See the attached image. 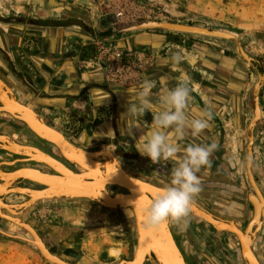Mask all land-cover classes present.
Returning a JSON list of instances; mask_svg holds the SVG:
<instances>
[{"label":"crops","instance_id":"1","mask_svg":"<svg viewBox=\"0 0 264 264\" xmlns=\"http://www.w3.org/2000/svg\"><path fill=\"white\" fill-rule=\"evenodd\" d=\"M68 18L63 16V19ZM67 22L68 20L62 22L60 16L22 22L10 21L0 16V79L27 108L35 110L47 125L55 128L75 146L90 152L109 150L129 175L163 187L170 182L175 164L164 160L154 163L140 154L136 142L146 133V124H151L153 117L151 113H146L140 126L132 128L131 134L128 128L132 121L126 118L128 102L145 80L156 83L154 95L162 90L184 85L190 90L189 118H196L201 112H207L209 123L199 137H189L185 144L195 143L204 147L216 145L210 156V164L198 174L201 184L221 182L235 185L233 179L237 175V165L230 148L231 132L227 133V127L231 126L235 133L240 130L246 72L243 71L241 61L232 52L228 53L230 50L225 44L197 37L189 38V42L167 36L121 39L119 46L125 49L150 51L153 57L152 67L143 71L136 83L112 84L105 82L102 70L81 68L82 40L78 37L81 33L76 23ZM1 117L12 121L0 115V134L12 139L8 130L3 129ZM2 159L4 156L0 154V163ZM220 193L223 192L201 189L194 202L217 218L242 225L245 213L234 207V200L227 196L229 193ZM219 195H223L221 197L224 200L221 202L216 200ZM207 204H212L214 209ZM43 205L69 203L47 202L38 204L35 209ZM71 205L82 211L84 207H90L85 200H76ZM118 213L126 221L132 218L128 210L103 209L96 212L97 215L110 219H118ZM172 222L169 221L170 230ZM116 227L118 226L110 225L109 231L101 232H109V235L119 233ZM77 233L79 234L78 231ZM207 233L212 241L221 245L224 244L220 239L224 238V242L230 239L228 234L221 233L223 236H218ZM180 242L184 245L182 238ZM222 253L220 249L211 250L210 260L223 264Z\"/></svg>","mask_w":264,"mask_h":264},{"label":"rangeland","instance_id":"2","mask_svg":"<svg viewBox=\"0 0 264 264\" xmlns=\"http://www.w3.org/2000/svg\"><path fill=\"white\" fill-rule=\"evenodd\" d=\"M0 16L10 21L20 22L60 16L62 22L68 20V22L76 23L81 33L78 37L82 40L81 68L102 70L105 82L112 84L136 83L139 81L140 74L152 67L153 57L150 51L139 50V48L125 49L119 46L121 39L167 36L177 38L181 42H189V38L197 37L225 44L230 50L228 53L232 52L233 56L241 61L243 71L246 72L240 130L235 133L231 126L227 127V133L231 132L230 148L234 152L233 157L236 158L237 165V175L233 183L242 189L245 195L238 196L229 192L220 194L229 193L230 195L227 196L234 200L235 206H233L245 213V219L241 224L249 223L252 207L247 200V195L253 194V190L246 174L250 136L247 128L252 121V104L255 97L259 100L263 118L252 134V170L255 182L264 198V0H0ZM63 16L69 18L63 19ZM135 22L178 24L233 35L238 38L244 53L253 62L248 64L243 61L236 53L235 44L224 39L172 31L127 32L123 30L125 24ZM260 78H262L261 81ZM255 86H259L256 92H254ZM13 169L15 168H5V171L11 172ZM221 196L216 199L217 202L224 200ZM211 200L213 203V198ZM5 201L7 204L17 205L26 199L9 196ZM207 206L214 209L212 204ZM35 208L30 209L23 219L35 229L45 244L51 248L52 253L70 264H118L132 259L136 239L131 217L129 221H126L120 213H118V219L99 216L96 214L99 209L95 205L88 209L84 207L83 211L71 204L43 205V207ZM110 225L118 226L116 229L119 233L102 234V230L109 231ZM183 227L190 230L191 240L195 242L197 249L205 250L204 254H211V250L226 248L224 238L220 239L224 245L220 243L215 245L207 232L218 234V236L223 235L197 218L189 216L186 226ZM0 230L12 235L26 236L24 231L1 219ZM228 235L230 238L235 237ZM113 248L119 249L118 255H110L109 251ZM253 250L260 264H264V224ZM0 264L49 263L32 246L0 236Z\"/></svg>","mask_w":264,"mask_h":264},{"label":"water","instance_id":"3","mask_svg":"<svg viewBox=\"0 0 264 264\" xmlns=\"http://www.w3.org/2000/svg\"><path fill=\"white\" fill-rule=\"evenodd\" d=\"M123 30L127 32L145 30L172 31L224 39L235 44L236 53L243 61L248 64L253 62L244 53L238 38L223 32L156 22L127 23L124 25ZM261 80L262 78H260ZM257 90H259V86H255L254 92ZM24 106L25 104L0 79V115L25 126L33 136L52 146L64 163L61 164V162L56 161L38 149L17 145L11 139L0 134V138L5 140L0 139V150L10 156L18 157V160L12 163H0V219L18 227L26 234L23 237L0 230V236L32 246L49 264H70L52 253L35 229L23 217L38 204L47 202L72 204L76 200L78 202L85 200L90 207L95 205L99 210H128L131 212L136 244L132 259L130 261H121L118 264H172V262L174 264H186L173 240L168 222L162 224L158 229L150 231L149 235L146 234V238L143 237L144 220H141L140 215L137 213V201L141 197L148 201L152 200L157 195V191H147L145 189L157 190L159 187L129 175L109 150L90 152L70 143L59 131L47 125L35 110L31 108L29 110ZM262 118L259 100L255 97L252 104V121L247 128L250 136L246 159V174L253 190V194L247 195V200L252 207V216L243 231L244 233L241 230L239 231L235 222L217 218L195 202L190 210L191 217H196L200 221L209 224L215 232L237 236L243 251V253L241 252V258L245 264H258L252 253H254V243L264 224V198L255 182L252 170V134L257 124H261ZM4 142L7 145H11V148L9 149ZM73 155L81 158L77 159ZM35 156L38 157L35 158ZM18 164L40 166L45 171L52 173V175L43 174L38 170H34L35 168H20L9 173L2 170L14 168ZM113 168L114 171L112 170ZM24 170H30L32 173L23 172ZM76 171H79V173ZM101 180H103L102 185H100ZM20 182H26L34 187L43 189L37 191L22 188L20 187ZM141 185L144 187L142 188ZM200 187L205 190L229 192L238 196L245 195L242 189L227 183H203ZM110 190H122L125 193H117L111 197ZM9 196L24 197L26 201L17 205L7 204L5 200ZM243 234L246 236L248 234V244L244 240ZM151 244L153 246H150ZM244 255L247 259H245Z\"/></svg>","mask_w":264,"mask_h":264},{"label":"clouds","instance_id":"4","mask_svg":"<svg viewBox=\"0 0 264 264\" xmlns=\"http://www.w3.org/2000/svg\"><path fill=\"white\" fill-rule=\"evenodd\" d=\"M156 87L152 80H145L129 100L126 114L132 121L128 128L132 134V128L140 126L145 114L151 113L152 122L146 124V133L136 142L137 150L151 162L175 164L170 182L157 188V195L141 209L145 231H154L169 221L186 226L191 206L201 191L198 174L210 164L216 148L215 144H185L189 137H199L209 126L207 112L189 118V88L178 85L154 95Z\"/></svg>","mask_w":264,"mask_h":264},{"label":"flooded vegetation","instance_id":"5","mask_svg":"<svg viewBox=\"0 0 264 264\" xmlns=\"http://www.w3.org/2000/svg\"><path fill=\"white\" fill-rule=\"evenodd\" d=\"M1 124L3 125V129H7L11 140L20 146L25 147H31L40 150L41 152L57 159L60 161V158L58 157L55 149L48 144L38 140L28 132H26L25 128L21 126L20 124L9 121L8 119H2ZM4 136V135H3ZM6 137V136H5ZM8 138V137H7ZM10 139V138H9ZM0 154L4 156V159H2V163H12L16 160H18V157L6 155V153L2 152L0 150ZM6 155V156H5ZM17 166V167H16ZM12 171H15L20 168H35L37 170H40L42 172H47L45 169H43L40 166H36L33 164H18L16 165ZM4 172L5 169H2ZM11 171V172H12ZM21 187L29 188L33 190H42L43 188L40 187H34L26 182H20ZM111 195L114 196L117 193L124 194L125 192L120 190H110ZM239 230L242 232L245 230L246 225H237ZM172 234L173 238L175 240V243L177 247L179 248L182 255L185 257V261L188 264H219L215 263L212 260H210V254H204V249H197L195 246V242L192 239V235L190 230H187L185 227H181L180 225H177V223L172 222ZM229 236V235H228ZM230 237V236H229ZM181 238L184 241V245L180 242ZM229 241H225L226 248H223L222 250V258L224 259L223 264H244L241 258L240 254V247L235 239V237H231L228 239ZM214 243V242H213ZM216 245V243H215ZM219 247V245H217ZM220 249V248H219ZM255 255V254H254Z\"/></svg>","mask_w":264,"mask_h":264},{"label":"bare ground","instance_id":"6","mask_svg":"<svg viewBox=\"0 0 264 264\" xmlns=\"http://www.w3.org/2000/svg\"><path fill=\"white\" fill-rule=\"evenodd\" d=\"M24 107H26V106H24ZM27 108V107H26ZM27 109H29V110H31L29 107L27 108ZM26 114V113H25ZM1 140H3V141H5L3 138H0ZM5 143V145L10 149L11 148V145H7L6 144V142H4ZM75 158H81V157H79V156H77V155H73ZM38 156H35V158H37ZM54 159V158H53ZM56 160V159H55ZM56 161H58V160H56ZM58 162H62V160L60 159V161H58ZM62 163H64V162H62ZM61 163V164H62ZM23 169H30V168H23ZM97 169V168H96ZM35 170V169H34ZM23 172H27V173H32L30 170H24ZM40 172V171H39ZM78 173H79V171H77ZM92 172H94V171H92ZM41 173H43V172H41ZM43 174H49V175H52V173H43ZM38 191V190H37ZM120 191H122V190H120ZM120 194H122V193H120ZM132 215V214H131ZM132 218H133V216H132ZM194 218H196V217H194ZM198 219V218H197ZM200 220V219H199ZM250 222V221H249ZM223 223H225V222H223ZM227 223H225V225H226ZM209 225V224H208ZM228 225V224H227ZM168 226H169V222H168ZM237 226V225H236ZM227 228V227H226ZM238 228V227H237ZM169 229H170V227H169ZM240 231V230H239ZM170 232H171V230H170ZM149 233H150V231H145L144 230V228H143V237H147V235L146 234H148L149 235ZM219 233V232H218ZM244 233V232H243ZM171 235H172V233H171ZM230 235H233V234H230ZM245 234H243V237L245 238L244 240L245 241H247V244H248V240H249V236H248V234H247V236L245 237L244 236ZM233 236H235V235H233ZM173 237V236H172ZM236 237V239L238 240V243H239V246H240V250H241V252L243 253V251H242V246H241V243H240V241H239V239L237 238V236H235ZM173 240H174V238H173ZM150 246H153V244H151ZM177 246V245H176ZM178 248V247H177ZM179 249V248H178ZM143 250H144V247H143ZM180 251V250H179ZM109 253H110V255L111 256H116V255H118V253H119V251H117V250H115V249H111L110 251H109ZM181 253V252H180ZM253 254V256L255 257V259H256V261L258 262V264H260V262H259V260L257 259V257L254 255V253H252ZM181 255H182V253H181ZM182 257H183V255H182ZM244 257H245V255H244ZM183 259H184V257H183ZM245 259H247V257H245ZM184 261H185V259H184ZM186 263V262H185ZM172 264H174L173 262H172Z\"/></svg>","mask_w":264,"mask_h":264},{"label":"snow or ice","instance_id":"7","mask_svg":"<svg viewBox=\"0 0 264 264\" xmlns=\"http://www.w3.org/2000/svg\"><path fill=\"white\" fill-rule=\"evenodd\" d=\"M112 170L114 171V168H113ZM102 184H103V180L100 181V185H102ZM100 185H98V186H100ZM141 187L143 188L144 186L141 185ZM145 190H147V191H156V190H154V189H145ZM148 202H149V201H148L147 199H145L144 197H141V199L137 201V205H136V207H137V213H138V215H140L141 220H144V216H143V214H142V212H141V209H142V208H143ZM142 233H143V230H142Z\"/></svg>","mask_w":264,"mask_h":264}]
</instances>
